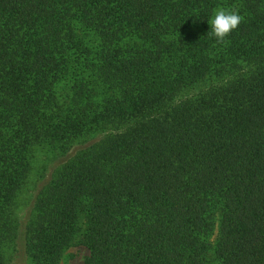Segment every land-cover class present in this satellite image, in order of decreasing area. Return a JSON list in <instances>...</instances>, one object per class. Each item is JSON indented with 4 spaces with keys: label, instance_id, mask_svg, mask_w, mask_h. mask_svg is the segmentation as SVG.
<instances>
[{
    "label": "trees",
    "instance_id": "16d2710c",
    "mask_svg": "<svg viewBox=\"0 0 264 264\" xmlns=\"http://www.w3.org/2000/svg\"><path fill=\"white\" fill-rule=\"evenodd\" d=\"M218 8L243 18L223 41ZM19 246L264 264V0H0V264Z\"/></svg>",
    "mask_w": 264,
    "mask_h": 264
},
{
    "label": "rangeland",
    "instance_id": "374dc122",
    "mask_svg": "<svg viewBox=\"0 0 264 264\" xmlns=\"http://www.w3.org/2000/svg\"><path fill=\"white\" fill-rule=\"evenodd\" d=\"M98 139V138H96ZM95 139V140H96ZM60 160H48V163L43 165L42 175H32V178H30L29 182L27 183L26 188L24 189L23 193L21 194L19 198V206L17 209V216L20 219V221L24 222L27 214L30 211V208L33 204V200L36 196V193L39 191V189L42 187V185L49 179L53 169L59 164ZM40 165V164H39ZM41 167L39 166L38 169ZM38 171V170H37ZM21 248L18 247V252H16L15 257L11 261L10 264H23V258L20 253ZM88 255V251L83 246H75L69 248L65 255L63 261L66 264H82L85 257Z\"/></svg>",
    "mask_w": 264,
    "mask_h": 264
},
{
    "label": "clouds",
    "instance_id": "9594fccd",
    "mask_svg": "<svg viewBox=\"0 0 264 264\" xmlns=\"http://www.w3.org/2000/svg\"><path fill=\"white\" fill-rule=\"evenodd\" d=\"M242 19L235 11L218 8L207 21V24L211 26V34L217 40L223 41L231 31L238 27Z\"/></svg>",
    "mask_w": 264,
    "mask_h": 264
}]
</instances>
